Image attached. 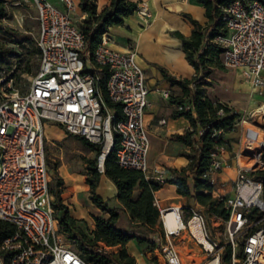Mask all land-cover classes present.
<instances>
[{
  "label": "built area",
  "instance_id": "obj_1",
  "mask_svg": "<svg viewBox=\"0 0 264 264\" xmlns=\"http://www.w3.org/2000/svg\"><path fill=\"white\" fill-rule=\"evenodd\" d=\"M60 2L63 9L50 0H16L36 12L40 65L26 88L8 82V89H0V219L15 227V232L0 243V264H87L63 242L54 214L44 121L55 122L95 144L100 172L105 157L116 146L117 163L141 170L147 177L149 139L143 116L149 90L137 53L132 47L112 48L106 32L90 52L71 16L76 11L75 2ZM135 12L145 20L150 17L144 2L137 4ZM222 12L226 34L215 41L224 48L223 65L239 69L264 95V3L233 0ZM102 86L108 100L119 105V117L106 104ZM262 107L264 103L249 117L258 113L264 119ZM244 142L245 151L237 155L235 193L225 199L228 218H218L225 226L222 240L208 231L205 215L197 208L190 207L185 216L181 206H159L154 198L164 236L159 264H184L174 240L185 237L200 247L203 257L199 264H264L262 183L249 176L264 165V134L248 127ZM223 148L211 154L209 168L202 173L213 186L214 174L222 168ZM155 173L154 179L163 183L162 170L156 168ZM215 193L217 198L223 197L213 189ZM252 212L254 216H250ZM169 213L176 223L174 228L167 224Z\"/></svg>",
  "mask_w": 264,
  "mask_h": 264
},
{
  "label": "trees",
  "instance_id": "obj_2",
  "mask_svg": "<svg viewBox=\"0 0 264 264\" xmlns=\"http://www.w3.org/2000/svg\"><path fill=\"white\" fill-rule=\"evenodd\" d=\"M198 1L204 7L206 21L202 24L186 15L192 26L190 34L185 36L179 31L173 32L180 40L181 49L185 59L193 67L194 75L191 78H176L161 69L165 79L171 85L178 86L182 92V95L172 98V102L177 106L174 115L184 116L190 122V128L184 134L177 136V139L189 148L188 151L182 152L188 163L179 171L171 170V175L164 181L174 184L178 194L198 205L197 209L206 214L209 221L212 217L224 221L228 218V210L225 207L226 197L213 196L214 186L202 177V173L209 168L211 154L218 147H230L224 138V133L232 131L241 117L239 111L225 102L211 100L206 93V88L212 84L209 75L214 69L225 67L221 60L224 48L215 41V38L226 34L222 7L233 0ZM242 1L246 3L248 0ZM260 1L264 3V0ZM77 5L85 16L75 22L88 41L90 52L100 42L103 33L108 32L112 26L122 24L137 8V3L133 0H108L100 11L97 9L96 0H78ZM8 15L7 0H0V35L10 37V44L0 42V79H2L0 89L4 90L8 89L9 81L13 83V87H18L23 75L36 74L40 65L39 48L36 44H32L29 36L18 37L11 29L3 26L2 22L8 18ZM32 55L37 56L34 70L27 64ZM23 63H25L23 67L10 72L14 64L20 66ZM102 94L106 104L115 109L116 117H119V105L108 100L104 86H102ZM200 131L202 133H199ZM72 136L98 154L99 149L95 144L83 136ZM114 138L116 139V134ZM115 147L113 146L105 157L103 172L97 169L96 157L86 159V181L89 184L90 200L107 213V217H95V228L91 237L76 225L75 219L61 204L58 188L60 181H57V188L50 189L54 195L51 204L59 222V230L70 242L71 249L87 264H134V257L130 256L126 249V244L131 239H135L139 245L148 243L146 249L155 247V241L150 239L149 235L155 233L160 226L159 210L154 204V193L159 189L160 183L146 177L141 170L120 166L115 157ZM262 161H264V153H262ZM102 173L115 184L116 199L121 209L128 212L130 229L117 226L118 209L109 206L107 200L97 194L96 189ZM249 176L262 183L261 198L264 199V165L250 172ZM190 207L193 206L186 205L185 210L189 212ZM250 216H254V213L252 212ZM14 232L15 227L12 223L0 219V243ZM99 243L116 247V251L109 252L101 248Z\"/></svg>",
  "mask_w": 264,
  "mask_h": 264
},
{
  "label": "crops",
  "instance_id": "obj_3",
  "mask_svg": "<svg viewBox=\"0 0 264 264\" xmlns=\"http://www.w3.org/2000/svg\"><path fill=\"white\" fill-rule=\"evenodd\" d=\"M73 1L76 4L79 19H82L85 14L79 10L78 0ZM133 1L137 4L140 2L146 3L150 17L145 20L134 12L125 18L122 24L112 26L106 33L109 37V45L112 48L126 50L128 47H132L137 53L136 60L144 71L145 84L149 90V105L143 116V124L149 139L147 177L154 179L156 176L155 169L157 168L162 170L165 180L171 175V170L179 171L188 163V159L182 155V152L188 151L189 148L180 142L177 136L184 134L190 128V122L184 116L174 115L177 106L172 102V98L182 95V92L178 86L171 85L165 79L161 69L176 78H191L194 75L193 67L185 59L180 40L175 37L173 32L179 31L188 36L192 26L186 15L203 24L206 21L205 10L198 0ZM96 3L97 9L100 11L108 3V0H96ZM55 5L59 7L62 5L64 8L62 2ZM224 68L228 71L216 68L209 75L212 84L206 88L208 97L213 101L225 102L240 113L254 108L257 101L255 96L256 94L261 96V94L249 81L245 80L239 69ZM165 92L168 93L167 96L164 95ZM161 119H164L165 122L161 123ZM246 123L249 122L246 120L239 121L232 131L224 133V138L230 147L223 148L220 156L222 168L214 174L216 184L213 189L225 197H231L235 193L232 184H234L237 175V155L245 151L244 135L248 128L245 125ZM43 127L45 150L47 145H55V139H62L66 135L73 137L72 134L55 122L44 121ZM261 128L262 134H264V126ZM86 149L88 148L86 147ZM89 151L92 152V150ZM86 159L93 158L84 154L69 158L61 154L55 160L46 154V163L50 170V189L57 188V181H60L58 188L60 189L61 204L67 208L69 215L75 219L76 225L91 237L92 230L95 228V217H107V213L90 200L89 184L86 181ZM104 178L109 179L102 173L96 192L108 203L109 197L100 191L101 182ZM116 193L117 190L113 195L115 205L112 207L118 209L117 226L122 218H126L128 226L125 229H130L131 221L128 212L121 209L116 199ZM213 196L216 197V193ZM154 197L159 206H181L185 216L189 214L185 210L186 205L199 208L192 200L178 194L174 184L165 181L160 183ZM53 199L54 195L51 193V202ZM211 220L215 224L221 223L215 217H212ZM121 227L124 228L122 224ZM161 234L163 235V230L160 225L157 231L149 236H152V239H157L159 236L161 237ZM63 239L65 245L71 248L69 241L64 236ZM99 244L105 250L112 249L113 252L116 251V247H109L104 243ZM137 245L136 240L131 239L126 244L128 254L134 257V264L140 263L139 258L144 259V262L147 263V259L139 251L137 252ZM132 250L136 253H132Z\"/></svg>",
  "mask_w": 264,
  "mask_h": 264
},
{
  "label": "rangeland",
  "instance_id": "obj_4",
  "mask_svg": "<svg viewBox=\"0 0 264 264\" xmlns=\"http://www.w3.org/2000/svg\"><path fill=\"white\" fill-rule=\"evenodd\" d=\"M54 4H60L59 0H50ZM7 7H8V18L4 19L2 24L6 29H11L13 32L18 37H23V36H29V40L32 41V44H35V38L37 36V31H38V24H37V19H36V12L34 8H32L29 5L26 4H18L16 3V0H7ZM59 7V6H58ZM61 9H63V6L60 5ZM72 18L76 21L79 19V15L77 11L73 12L71 14ZM9 35H0V42H3L4 44H10V39ZM37 56L32 55L28 61L27 64L34 70L35 64L37 63ZM25 63L20 64H14L12 66V69L10 72L13 70H16L18 68H21L24 66ZM222 70L228 71V69L223 68ZM9 72V73H10ZM33 75L31 74H24L23 75V80H21L18 83V88H26L28 84L30 83L31 78ZM1 81V80H0ZM11 82V81H9ZM28 83V84H27ZM8 84V83H7ZM8 86V85H7ZM11 86H13V83L11 82ZM1 90H3L1 88ZM1 97V95H0ZM255 99L257 100L254 104V108H251L250 110L241 113L240 120L244 118L246 121L249 123H246L245 125L250 127V128H255L258 129L261 133V127L264 126V119L260 118L258 113H255L252 117H249L250 114L253 111H256L262 103H264V95H258L256 94ZM239 120V121H240ZM60 138V137H56ZM55 145H47L46 146V154L49 155V157L57 160V158L63 154L64 157H69V158H74L78 157L82 154L89 156L91 158L97 157L96 152H90L88 149H86L85 146H83L78 140L74 139L73 137H70L69 135L63 137L62 139H55L54 141ZM49 146V148H48ZM53 162V161H50ZM234 186V184H232ZM100 191L109 197L108 204L109 206H114L115 205V198L114 194L116 192L115 185L107 178H104L101 182V187ZM204 214V213H203ZM206 226L209 232L212 234L217 235V237L222 240L223 236L221 233L224 230V223H213L212 220H208L206 214ZM124 228L128 226V220L126 218H122L120 222L118 223V227H121V224ZM217 233V234H216ZM150 239H152V236H149ZM155 241V247L153 249H146V246H148V243H145L143 245H137L136 250L137 252L139 251L149 263L152 264H159V259L161 257V246L164 244V238L163 235L161 234V237L159 236L157 239H152ZM63 242L65 240L63 239ZM177 249L179 250L181 257L183 259L184 264H199L202 261L203 253L200 250V247L195 244L193 240H187L185 237L184 239H178L175 238L174 240ZM70 245V242H69ZM109 252H113L112 249L107 250ZM132 253H136V251L132 250ZM117 255V254H116ZM140 256V255H139ZM140 263L138 264H149L148 262H144V259L139 258Z\"/></svg>",
  "mask_w": 264,
  "mask_h": 264
},
{
  "label": "bare ground",
  "instance_id": "obj_5",
  "mask_svg": "<svg viewBox=\"0 0 264 264\" xmlns=\"http://www.w3.org/2000/svg\"><path fill=\"white\" fill-rule=\"evenodd\" d=\"M261 110H264V107H262ZM261 110H260V111H261ZM166 219H167V224H168V226H169L170 228H174L175 225H176V223H175V221H174V219H173V217H172V215H171L170 213L167 214Z\"/></svg>",
  "mask_w": 264,
  "mask_h": 264
}]
</instances>
